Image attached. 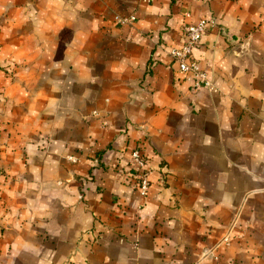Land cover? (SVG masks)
I'll list each match as a JSON object with an SVG mask.
<instances>
[{
  "label": "crops",
  "instance_id": "1",
  "mask_svg": "<svg viewBox=\"0 0 264 264\" xmlns=\"http://www.w3.org/2000/svg\"><path fill=\"white\" fill-rule=\"evenodd\" d=\"M0 264H264V0H0Z\"/></svg>",
  "mask_w": 264,
  "mask_h": 264
},
{
  "label": "built area",
  "instance_id": "2",
  "mask_svg": "<svg viewBox=\"0 0 264 264\" xmlns=\"http://www.w3.org/2000/svg\"><path fill=\"white\" fill-rule=\"evenodd\" d=\"M207 27L208 20L204 18L187 22L184 25V42L180 46L173 47L170 50V55L178 70L183 74L185 80L190 82L193 90L215 89L213 80L194 56V49L201 42ZM107 124L105 121L104 125ZM129 160L132 186L143 198H146L149 194L153 168L141 144L136 145L130 151Z\"/></svg>",
  "mask_w": 264,
  "mask_h": 264
}]
</instances>
